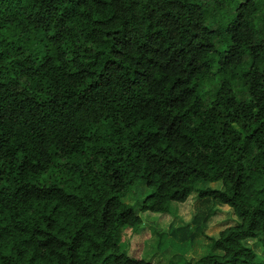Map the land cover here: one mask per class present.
Returning a JSON list of instances; mask_svg holds the SVG:
<instances>
[{
    "label": "trees",
    "instance_id": "1",
    "mask_svg": "<svg viewBox=\"0 0 264 264\" xmlns=\"http://www.w3.org/2000/svg\"><path fill=\"white\" fill-rule=\"evenodd\" d=\"M137 184L238 218L181 264H264V0H0V264H152Z\"/></svg>",
    "mask_w": 264,
    "mask_h": 264
},
{
    "label": "rangeland",
    "instance_id": "2",
    "mask_svg": "<svg viewBox=\"0 0 264 264\" xmlns=\"http://www.w3.org/2000/svg\"><path fill=\"white\" fill-rule=\"evenodd\" d=\"M198 188H220V183L201 182ZM148 191L143 184H137L122 198L134 206L142 220L136 229L125 225L115 233L114 241L128 256L152 264L194 262L210 252L220 253L212 250V239L239 222L230 207L209 197L200 198L196 192L183 203L172 202L168 213L142 212L140 202ZM244 244L256 253V261L264 263V249L258 240L248 239Z\"/></svg>",
    "mask_w": 264,
    "mask_h": 264
}]
</instances>
